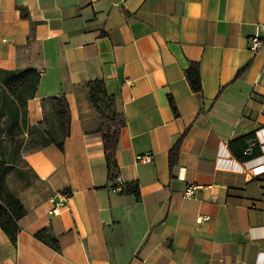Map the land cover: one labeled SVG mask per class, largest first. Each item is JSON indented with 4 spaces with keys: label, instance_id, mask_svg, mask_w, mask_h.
Instances as JSON below:
<instances>
[{
    "label": "crops",
    "instance_id": "1",
    "mask_svg": "<svg viewBox=\"0 0 264 264\" xmlns=\"http://www.w3.org/2000/svg\"><path fill=\"white\" fill-rule=\"evenodd\" d=\"M27 68L39 82L24 134L40 144L6 179L26 214L16 243L0 225V264H264V0H0V69ZM97 81L125 120L114 180L90 99ZM61 95L64 149L53 141L65 135ZM244 151L259 154L243 161ZM65 187L73 196L50 214ZM43 229L58 247L36 237Z\"/></svg>",
    "mask_w": 264,
    "mask_h": 264
},
{
    "label": "trees",
    "instance_id": "2",
    "mask_svg": "<svg viewBox=\"0 0 264 264\" xmlns=\"http://www.w3.org/2000/svg\"><path fill=\"white\" fill-rule=\"evenodd\" d=\"M4 75V83L10 89L17 91L19 87H26L30 89V93L26 97H32L35 95L37 90V85L39 82V76L37 71L33 68H27L20 71H9L2 70ZM241 72V71H240ZM239 72V74H240ZM185 75L191 85V88L195 92H201L203 89L201 81V70L200 64L197 62H191L185 70ZM95 85L90 90V99L92 104L96 107L97 111L100 113L103 120V138H104V151L105 159L108 168V175L110 180H114L119 173V166L117 162V150L119 146V140L121 135V129L125 124L124 117L121 113L116 110V101L113 96L109 95L105 89L103 81H97ZM103 98H107L108 104L112 109L111 113H106V111L101 106V101ZM54 100L57 101L60 107V113L62 118L63 127L65 129V135L62 140L53 139L54 142L61 148L64 149L65 138L70 134V107L68 100L65 95L55 96ZM171 106L176 114H178V109L176 103L172 97H170ZM182 137L176 142V144L170 149L169 152V163L170 168L173 169L179 160L180 150H181ZM49 140H44L41 142L40 146L47 144ZM262 150L260 148V154ZM258 152H248L244 151L241 160L246 161L252 159L259 154ZM127 192H133L137 196L139 195L138 187H128ZM26 214V208L22 201L12 193L5 185L2 179H0V225L3 230L11 237V240L16 243L17 234L20 230L18 221ZM36 237L50 242L55 247L59 246L58 240L53 236L48 229H43L36 233Z\"/></svg>",
    "mask_w": 264,
    "mask_h": 264
},
{
    "label": "rangeland",
    "instance_id": "3",
    "mask_svg": "<svg viewBox=\"0 0 264 264\" xmlns=\"http://www.w3.org/2000/svg\"><path fill=\"white\" fill-rule=\"evenodd\" d=\"M30 91L22 86L17 91L10 89L0 70V179L7 188L6 179L16 174V164L20 163L23 153L40 144L24 134V106ZM100 103L104 110L110 108L108 102Z\"/></svg>",
    "mask_w": 264,
    "mask_h": 264
},
{
    "label": "built area",
    "instance_id": "4",
    "mask_svg": "<svg viewBox=\"0 0 264 264\" xmlns=\"http://www.w3.org/2000/svg\"><path fill=\"white\" fill-rule=\"evenodd\" d=\"M262 44L263 40L262 37L259 34H255L249 38V48L254 54H258L262 50ZM152 160V154L151 153H145L137 155V161L139 162H150ZM259 172L263 171L262 166L258 167ZM121 183L118 182L114 190H120L121 189ZM198 188V185L191 184L187 187L185 191L186 197H192L195 194V190ZM73 196L72 189L65 187L63 189L58 190L53 197L51 198L52 207L50 210V214L52 215H59L62 213L63 209L67 206L68 201ZM208 215L200 216L199 221L208 219Z\"/></svg>",
    "mask_w": 264,
    "mask_h": 264
}]
</instances>
